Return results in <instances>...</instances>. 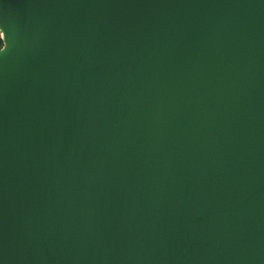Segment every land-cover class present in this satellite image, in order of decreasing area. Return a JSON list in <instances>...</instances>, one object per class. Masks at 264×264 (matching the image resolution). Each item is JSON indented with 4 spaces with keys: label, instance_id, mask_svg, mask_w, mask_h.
<instances>
[{
    "label": "water",
    "instance_id": "obj_1",
    "mask_svg": "<svg viewBox=\"0 0 264 264\" xmlns=\"http://www.w3.org/2000/svg\"><path fill=\"white\" fill-rule=\"evenodd\" d=\"M0 264H264V0H0Z\"/></svg>",
    "mask_w": 264,
    "mask_h": 264
},
{
    "label": "trees",
    "instance_id": "obj_2",
    "mask_svg": "<svg viewBox=\"0 0 264 264\" xmlns=\"http://www.w3.org/2000/svg\"><path fill=\"white\" fill-rule=\"evenodd\" d=\"M3 40H2V38L0 37V47H2L3 46Z\"/></svg>",
    "mask_w": 264,
    "mask_h": 264
},
{
    "label": "rangeland",
    "instance_id": "obj_3",
    "mask_svg": "<svg viewBox=\"0 0 264 264\" xmlns=\"http://www.w3.org/2000/svg\"><path fill=\"white\" fill-rule=\"evenodd\" d=\"M0 37H1V32H0ZM2 38V37H1ZM3 46H4V44H3ZM3 46L2 47H0V50L3 48Z\"/></svg>",
    "mask_w": 264,
    "mask_h": 264
}]
</instances>
